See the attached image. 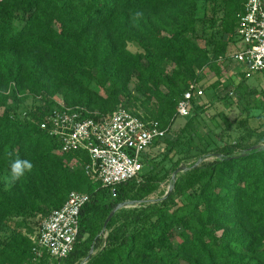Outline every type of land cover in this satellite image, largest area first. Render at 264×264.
Listing matches in <instances>:
<instances>
[{
	"label": "trees",
	"instance_id": "1",
	"mask_svg": "<svg viewBox=\"0 0 264 264\" xmlns=\"http://www.w3.org/2000/svg\"><path fill=\"white\" fill-rule=\"evenodd\" d=\"M245 2L0 0V175L17 157L34 164L11 187L0 181V230L10 232L0 239V264H47L34 259L39 232L32 237L28 221L60 208L72 191L90 201L61 264H81L92 249L84 264H264V132L254 142L211 145L197 113L169 138L189 86L205 70L220 77L231 61ZM136 11L144 15L136 19ZM258 94L253 107L264 110ZM30 96L44 105L27 110ZM57 96L85 117L123 107L158 121L165 137L143 155L136 177L103 186L85 170L87 151L60 153V141L42 129ZM196 101L190 110L202 111ZM187 162L173 191L150 201ZM127 202L139 205L118 209L104 230Z\"/></svg>",
	"mask_w": 264,
	"mask_h": 264
},
{
	"label": "built area",
	"instance_id": "2",
	"mask_svg": "<svg viewBox=\"0 0 264 264\" xmlns=\"http://www.w3.org/2000/svg\"><path fill=\"white\" fill-rule=\"evenodd\" d=\"M237 36L239 51L233 58L248 74L262 71L264 0H246ZM203 94L197 84H191L178 103L177 115L188 114L192 100ZM56 102L41 123L42 129L60 141V153L87 151L90 160L84 166L86 172L106 187L136 177L142 170L143 155L166 134L158 121L145 122L123 107L110 114L85 117L87 110L68 107L62 100ZM89 201V194L72 191L60 208L43 218L33 248L35 260L45 258L47 264H61L67 258L79 235L82 208Z\"/></svg>",
	"mask_w": 264,
	"mask_h": 264
},
{
	"label": "rangeland",
	"instance_id": "3",
	"mask_svg": "<svg viewBox=\"0 0 264 264\" xmlns=\"http://www.w3.org/2000/svg\"><path fill=\"white\" fill-rule=\"evenodd\" d=\"M206 9L207 5L201 4L199 13L203 14ZM224 38L227 39L229 36L225 35ZM129 48L132 51L138 50L133 44ZM237 51H239V41L230 48L229 56L231 61L222 67L221 75L218 77L220 79L219 85L216 88L211 87V84L218 80L217 76L208 70L202 72L198 86L203 90L204 94L196 102L203 107V110L198 112L193 108L185 116L178 117L172 133L169 134V138L174 139L175 132L179 131L189 118H192L197 113L201 136L203 141L208 144H232L240 138H244V142H254L261 136L264 132V110L253 106L256 98H263L258 93L264 92V71L246 73L243 67L233 58L234 53ZM131 87L133 88L134 84ZM55 98L61 100L59 96ZM38 105H44L43 100L33 96H30L24 104L27 110H31ZM259 145L264 146V141L260 142ZM159 149L152 150V155H158L156 159L158 163L163 158V155H159V152H164L162 148ZM212 157H214L213 154L205 159L209 160ZM191 161L193 162V160ZM192 162H187V165ZM73 166H75V163ZM167 166H170V163H167ZM8 174L9 172L5 171L0 175V181L4 185V178ZM173 175L162 183V192L152 196L150 201H159L166 192L171 190L174 183ZM137 205L139 204L129 203L126 208L136 207ZM42 220L43 218L37 217L28 221L32 226V237L38 234ZM9 234L8 230H0V239L5 238Z\"/></svg>",
	"mask_w": 264,
	"mask_h": 264
},
{
	"label": "clouds",
	"instance_id": "4",
	"mask_svg": "<svg viewBox=\"0 0 264 264\" xmlns=\"http://www.w3.org/2000/svg\"><path fill=\"white\" fill-rule=\"evenodd\" d=\"M144 15L142 11H136L134 13V18L138 19ZM11 156V153H8ZM34 164L29 159H21L17 157L12 160L9 166V174L4 178L5 188H9L16 182L21 180L26 173H30L33 170Z\"/></svg>",
	"mask_w": 264,
	"mask_h": 264
},
{
	"label": "water",
	"instance_id": "5",
	"mask_svg": "<svg viewBox=\"0 0 264 264\" xmlns=\"http://www.w3.org/2000/svg\"><path fill=\"white\" fill-rule=\"evenodd\" d=\"M188 168H189V165H187V164H186V165H181V166H179V167L176 169V171L174 172V175H173V177H174V182L176 181V178H177L178 174H180L181 172H185V171H187ZM173 187H174V183H173V186H172L171 190H169L168 192H166L165 195L163 196V198L167 197V196L173 191ZM161 199H162V198H161ZM127 204H129V202H127V203H125V204H123V205L117 206L115 209L112 210V212L110 213L108 219L106 220V222H105V224H104V230L106 229V227H107V225H108V222H109V220L112 218V216L114 215V213H115L118 209H120V208H122V207H127ZM94 252H95L94 249H92V250L90 251L88 257L86 258L85 262H82L81 264L86 263V262L89 260V258L94 254Z\"/></svg>",
	"mask_w": 264,
	"mask_h": 264
}]
</instances>
